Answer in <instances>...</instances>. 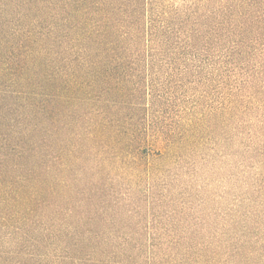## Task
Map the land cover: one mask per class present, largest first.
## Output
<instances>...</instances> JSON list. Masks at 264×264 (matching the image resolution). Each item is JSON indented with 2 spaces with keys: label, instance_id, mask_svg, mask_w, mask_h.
Wrapping results in <instances>:
<instances>
[{
  "label": "trees",
  "instance_id": "16d2710c",
  "mask_svg": "<svg viewBox=\"0 0 264 264\" xmlns=\"http://www.w3.org/2000/svg\"><path fill=\"white\" fill-rule=\"evenodd\" d=\"M256 194L264 0H0V264H264Z\"/></svg>",
  "mask_w": 264,
  "mask_h": 264
},
{
  "label": "rangeland",
  "instance_id": "374dc122",
  "mask_svg": "<svg viewBox=\"0 0 264 264\" xmlns=\"http://www.w3.org/2000/svg\"><path fill=\"white\" fill-rule=\"evenodd\" d=\"M194 0H165L166 3L173 4L176 6L187 5ZM206 185L209 186L207 191L203 194L204 197L207 199H214L212 202L209 203V209L211 212L215 214L209 217L210 223L214 224L215 226L223 227L225 226L224 223L221 221L222 213H224V209L229 208L232 206V200L235 193L232 196H222L218 197L219 195H223L222 189L228 185L225 181L224 186L219 185L216 182L215 178L208 179ZM230 186V185H228ZM230 189V187H229ZM256 194L254 197L248 198L246 201V206L238 209L242 219L236 226L238 230H242V227L246 224L251 227V231L249 232V236L253 239H256L257 242L260 244H264V202L260 198L257 197ZM216 197V198H215ZM257 197V198H256ZM47 202L44 204L37 205L36 209H38V219H41L42 222L46 223L48 226L53 228V196L46 198ZM66 205L69 202H64ZM42 206V207H41ZM221 213V214H217ZM2 220V219H1ZM3 222V220H2ZM2 225L0 224V249L4 250L5 252L10 251V248L15 247V241L12 243L13 236L9 235V230L7 229V234L4 230L1 229ZM11 229L10 227H7ZM17 248V247H16ZM45 251L53 253V244L49 245Z\"/></svg>",
  "mask_w": 264,
  "mask_h": 264
}]
</instances>
